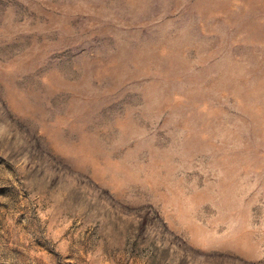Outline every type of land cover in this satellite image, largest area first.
<instances>
[{
  "label": "rangeland",
  "instance_id": "rangeland-1",
  "mask_svg": "<svg viewBox=\"0 0 264 264\" xmlns=\"http://www.w3.org/2000/svg\"><path fill=\"white\" fill-rule=\"evenodd\" d=\"M0 264H264V0H0Z\"/></svg>",
  "mask_w": 264,
  "mask_h": 264
}]
</instances>
